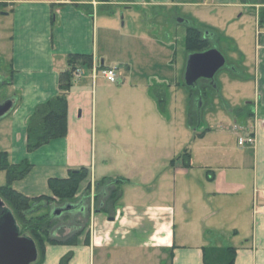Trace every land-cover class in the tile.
Returning <instances> with one entry per match:
<instances>
[{
    "label": "crops",
    "instance_id": "crops-1",
    "mask_svg": "<svg viewBox=\"0 0 264 264\" xmlns=\"http://www.w3.org/2000/svg\"><path fill=\"white\" fill-rule=\"evenodd\" d=\"M3 4L11 47L4 85L13 105L0 118V151L7 152L11 164L23 159L31 163L12 188L27 197L50 195V178H65L69 171L85 168L87 177L73 204L78 210L86 205L82 200L88 184L103 177L126 180L113 217L94 210L92 196L88 226L76 242L46 243L37 264H59L66 256V264H204L206 247L235 248L234 264H264V37L257 40L253 33L248 42L239 33L235 36L239 43L232 60L235 72L227 69L218 81L214 75L213 93L198 102L200 119L192 128L187 122L189 94L180 80L185 63L183 67L176 63L168 30L153 34L143 26L146 9L205 5L219 14L224 8L249 4L240 0ZM85 6L92 8V15ZM220 15L207 20L203 16L201 25L216 34L224 23ZM130 28L133 39L147 43L161 64L139 61L136 45L126 47ZM69 54L91 55L92 66L80 69V78L67 94V133L27 152L26 120L37 104L58 93L59 74L67 68ZM98 67L115 68L118 81L93 78ZM156 93L165 97L163 110ZM230 97L244 99L249 109L241 126L235 120L232 128L229 111L219 103ZM237 99L232 100L233 107ZM241 127L244 136H253V145L229 143L230 136L239 137ZM184 151L188 167L180 158Z\"/></svg>",
    "mask_w": 264,
    "mask_h": 264
},
{
    "label": "trees",
    "instance_id": "trees-1",
    "mask_svg": "<svg viewBox=\"0 0 264 264\" xmlns=\"http://www.w3.org/2000/svg\"><path fill=\"white\" fill-rule=\"evenodd\" d=\"M0 0V5L3 6ZM70 3H79L83 0H68ZM244 4L259 5L256 21L259 27H264V0H240ZM79 5V4H77ZM87 12L92 15V8ZM185 36L183 39L185 56L190 53L206 51L213 47L217 41L216 34L201 25L196 28L185 24ZM67 68L59 74L58 93L48 100L35 106L32 113L26 120V151L31 152L47 144L48 142L63 138L67 133V94L73 83V73L77 69L90 70L92 66V56L89 54H69L66 58ZM101 68V67H100ZM229 72H235L233 66L229 67ZM186 87L190 106L187 112L188 126L195 127L200 119V109L198 102L205 101L208 92L213 91L214 83L202 82L194 86ZM156 100L160 110L164 109L165 97L161 93H156ZM180 158L185 167L189 166V156L184 151ZM31 168V163L23 159L17 164H11L8 154L0 151V171L5 174V183L0 185V199L13 214L20 235L27 236L33 240L37 252L42 253L46 243L73 244L77 237L87 228L90 216V185L84 190L82 200L85 206L78 210L73 209L63 212L59 216L52 214L35 215L42 207L55 203L57 205L74 204L77 200V193L80 183L87 177V170L80 168L71 170L65 178H50L48 188L50 195H40L37 197H27L15 191L11 184L15 180L23 178ZM126 180L120 176L103 177L94 184L93 209L113 217L116 203L122 196L121 186ZM86 220L82 223V220ZM68 232H65V229ZM236 249L233 247H206L203 248L204 264H234ZM37 260L33 264H37ZM41 259V258H40ZM68 256L61 259L59 264H66Z\"/></svg>",
    "mask_w": 264,
    "mask_h": 264
},
{
    "label": "rangeland",
    "instance_id": "rangeland-1",
    "mask_svg": "<svg viewBox=\"0 0 264 264\" xmlns=\"http://www.w3.org/2000/svg\"><path fill=\"white\" fill-rule=\"evenodd\" d=\"M189 2H194V0H185ZM248 5H242L239 6H233L230 8H224L221 10L222 13L220 15L221 22L223 23L222 30L216 32V38L217 41L213 44V47L216 48L218 51L221 52V54L225 58V64L223 68L218 71L214 77L215 81L219 80L220 75L224 73L229 67L235 66L233 63V59L235 58V51L236 47L239 46V43L234 40L235 36L238 35V33L244 38L246 41L250 42L253 33L255 32V26H254V17H257V11L260 7L259 5L249 4ZM101 12V10H100ZM1 13H5L3 9L0 7V103L5 101L9 94V90L5 87V69L6 65L9 64V51H10V43L8 40V32L10 29V20L9 18H6L5 16H2ZM216 9L213 7H207L205 5L193 7V6H186L178 7V8H151L146 9L143 11V26L145 28H149L153 34L157 33H165V31H169V39H173L172 41V51H175V58L177 64H182V67L185 63V55H184V45H183V36L185 35V25L184 21H187V24L189 26H193L196 28H201V23L203 22L202 17L205 16V20H207V17L210 18L216 17L219 15ZM254 16V17H253ZM178 19L180 20L179 24ZM153 20V21H152ZM156 20V21H155ZM149 22H151L149 24ZM162 22L160 25L159 23ZM208 23V21H205ZM212 24V22H211ZM121 25V21H120ZM184 25V26H182ZM178 29V31L175 33V29ZM129 31V34L126 33V47L132 46L133 49L136 47L139 50V61H145L147 64H161L158 59H154V57L150 54V47L147 43L142 42L141 40H135L133 39L134 36H131L132 28L127 29ZM126 30V31H127ZM172 32V33H171ZM162 38H165L164 35H160ZM244 36V37H243ZM154 59V60H153ZM158 63V64H157ZM243 73H240L242 75ZM226 75V74H225ZM224 74L222 78L224 79ZM152 80V79H151ZM180 80L182 82H185L183 74L180 77ZM152 82H156L153 80ZM151 82V83H152ZM199 84V83H198ZM209 93H213L212 91ZM208 93V94H209ZM225 96L226 93H222V96ZM216 95V94H215ZM228 95V94H227ZM220 96V95H219ZM217 95V97L219 98ZM228 98V97H227ZM223 99V98H221ZM230 101L227 99L219 100V103L221 102L222 107L224 110L229 111V117H231V125L230 127H233V122L237 120V125L241 126L240 119L244 118L247 119V111L248 105L245 104L244 99H237V97H230ZM237 99V101L234 103V106L232 105V100ZM239 123V124H238ZM242 128V129H241ZM238 130L239 136H244L245 127H241ZM229 143H237V136H230L228 138ZM4 184V172L0 171V185ZM90 199L94 195V182L90 185ZM73 204V203H72ZM62 205H57L55 203H51L50 206L42 207L39 209L38 212L35 213V215H41V214H52V211L56 207H62ZM85 219L82 220V223H85ZM69 228L65 229V232H68Z\"/></svg>",
    "mask_w": 264,
    "mask_h": 264
},
{
    "label": "water",
    "instance_id": "water-1",
    "mask_svg": "<svg viewBox=\"0 0 264 264\" xmlns=\"http://www.w3.org/2000/svg\"><path fill=\"white\" fill-rule=\"evenodd\" d=\"M224 64V56L214 47L203 52L190 53L186 57L184 83L194 86L200 79L212 80ZM12 105L10 99L0 103V118L9 112ZM74 208L73 204H65L54 208L52 215L59 216ZM37 256L35 243L29 237L20 235L13 214L0 199V264H33Z\"/></svg>",
    "mask_w": 264,
    "mask_h": 264
},
{
    "label": "built area",
    "instance_id": "built-area-1",
    "mask_svg": "<svg viewBox=\"0 0 264 264\" xmlns=\"http://www.w3.org/2000/svg\"><path fill=\"white\" fill-rule=\"evenodd\" d=\"M58 2H66V0H58ZM256 38L259 39L261 36L264 37V27H259L256 26ZM93 78H95L97 75L105 79L107 82L110 83H116L118 81V76L116 73L115 68H101L98 70H94L93 73ZM81 76L80 70H76L74 72V79H79ZM237 144L240 147L244 146H251L254 144V138L251 135H247L244 137H238L237 139Z\"/></svg>",
    "mask_w": 264,
    "mask_h": 264
},
{
    "label": "flooded vegetation",
    "instance_id": "flooded-vegetation-1",
    "mask_svg": "<svg viewBox=\"0 0 264 264\" xmlns=\"http://www.w3.org/2000/svg\"><path fill=\"white\" fill-rule=\"evenodd\" d=\"M180 19H178V21H179ZM185 24H187V21H185L184 22ZM211 81V80H210ZM209 80H206V79H200V80H198L197 82L200 84V83H202V82H204V83H206V82H210ZM5 205V204H4Z\"/></svg>",
    "mask_w": 264,
    "mask_h": 264
}]
</instances>
